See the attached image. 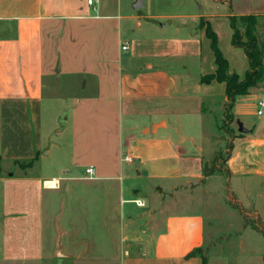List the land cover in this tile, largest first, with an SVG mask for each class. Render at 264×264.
Returning <instances> with one entry per match:
<instances>
[{"label": "crops", "instance_id": "1", "mask_svg": "<svg viewBox=\"0 0 264 264\" xmlns=\"http://www.w3.org/2000/svg\"><path fill=\"white\" fill-rule=\"evenodd\" d=\"M2 10L23 14L0 16V114L18 108L31 110L32 118L23 129L28 143L12 152L2 142L0 161H33L25 174L38 163L48 77L61 85L71 79L76 95L70 97V165L51 178L10 176L0 264H202L203 257L206 264H254L240 261L237 251H207L204 213L179 211L197 205L213 177L204 180L203 170L214 152L204 156V146L183 133L192 124L202 134L217 95L226 106L224 83L201 82L216 65L193 77L153 63L134 70L131 55L123 63L128 50L115 16L87 0H21L6 9L0 4ZM253 15L264 19V12ZM201 45L190 55L203 68ZM256 130L236 140L225 169L232 176L264 179V137ZM247 230L227 240L229 250L240 241L245 252ZM255 258L264 264L263 253Z\"/></svg>", "mask_w": 264, "mask_h": 264}, {"label": "rangeland", "instance_id": "2", "mask_svg": "<svg viewBox=\"0 0 264 264\" xmlns=\"http://www.w3.org/2000/svg\"><path fill=\"white\" fill-rule=\"evenodd\" d=\"M13 1L18 5L21 0ZM13 1L0 0V4L5 9L11 8ZM136 2L137 0H99L96 4L105 15L115 16L114 22L120 26L121 42L128 46L123 63L131 55L134 70L146 63H153L170 70L188 71L192 73L191 77L200 73L201 69L204 73L210 74L215 69L214 54L205 30L200 28L201 23L206 26L208 21L216 34L218 47L229 63V69L241 80L245 78L248 61L245 51L232 44L233 31L228 16L231 13L242 16L264 12V0H143V8L138 10L134 8ZM6 12L2 10L0 16L23 14L12 10ZM0 34V37L3 36L2 32ZM256 36L264 52V19H261L257 27ZM50 37L54 52V35ZM194 38H196L195 42H193ZM200 45L203 48V68L196 62V58L190 55L193 47L197 46L199 49ZM163 53L169 57H164ZM53 58L59 65L58 56L54 55ZM68 82H71V79H64L62 85L55 84L49 77L45 80L40 109L42 142L39 161L34 169L25 174L22 171L30 167L29 163H15L16 160L11 158L0 161V228L6 217L5 200L10 176L23 177L24 173L31 177L51 178L61 167L70 165L68 158L70 152L66 151L69 150L71 142L70 97L76 94L70 90ZM79 94L82 93L77 95ZM223 96V94L217 95L216 104L209 103L207 106L209 111L204 120L202 134L198 131L194 132L192 124H188L183 134L188 139L193 136L197 143L204 146V156L214 152L208 161L209 164L217 153H220L221 159L219 158L217 163L221 170L225 171L226 160L238 138L252 134L255 128L257 129L255 135L264 137V109L259 107V103L264 101V80L256 89H251L247 96L237 97L232 123L228 120L230 112L225 113ZM259 110L263 111V115H258ZM30 118H32L31 110L18 108L15 109V113L7 109L4 114H0V148L3 142L4 149L13 152L15 146L27 144L28 138L24 136L23 129ZM34 124L32 130L35 133V128L37 129L38 126L35 124L34 128ZM174 138V140L178 139L177 136ZM184 147L190 148L189 143ZM61 150L64 152H59ZM133 175V180L142 184V180L136 177L135 172ZM208 182V192L198 193L197 205L191 204L189 210L179 211L204 213L207 251H237L240 261L251 258L254 264H261L256 261L255 256L262 253L264 256V236L253 227L264 229V179L251 175L235 177L225 172L214 175ZM232 201L236 202L241 211L231 207ZM246 221L250 226L246 227ZM237 228L241 230L238 231ZM246 229L248 230L243 238L245 252L242 254L239 248L240 241L238 248L234 242L229 250L227 240L234 241ZM3 239L4 234L0 231V254Z\"/></svg>", "mask_w": 264, "mask_h": 264}, {"label": "trees", "instance_id": "3", "mask_svg": "<svg viewBox=\"0 0 264 264\" xmlns=\"http://www.w3.org/2000/svg\"><path fill=\"white\" fill-rule=\"evenodd\" d=\"M262 18V16L256 15L229 17L230 26L233 31L232 44L234 47L242 48L245 51L249 65L245 78L242 80L236 73L230 72L229 63L224 58L218 47L217 37L211 28V24L207 22L206 26H203V23H201L200 26L201 29L205 30V35L211 42V48L214 54V62L216 65L215 73L203 77L201 82L204 84H211L212 82L225 84V93L227 98L225 113L228 114L230 112L228 115V120L231 121V123L234 120L233 109L235 107L237 97L247 96L251 89H256L264 80V52L262 51L256 36L257 27L260 24ZM230 155L226 160V164L230 159ZM219 158L221 159V154L217 153V155L211 161V164L205 163L203 170L204 180L216 174H222L225 172L229 174L228 171L221 170L219 167L217 163ZM32 164L33 161L29 162L30 166H32ZM204 180H202L201 183H203ZM231 203L233 204H230L232 205L231 207L233 209L241 211L239 206L235 204V201H232ZM248 226H250V224L246 221V227ZM253 228L257 229L264 236L263 228ZM201 252L202 251L198 249L193 251L189 256H194ZM206 262V258L203 257L202 264H206Z\"/></svg>", "mask_w": 264, "mask_h": 264}, {"label": "built area", "instance_id": "4", "mask_svg": "<svg viewBox=\"0 0 264 264\" xmlns=\"http://www.w3.org/2000/svg\"><path fill=\"white\" fill-rule=\"evenodd\" d=\"M98 1L99 0H87V5L90 6V7H92V6L96 5L98 3ZM122 49L124 51L125 50H128L127 44H124L123 47H122ZM259 107L262 108V109H264V101H261L259 103ZM258 115H260V116L263 115V111L262 110H259L258 111ZM124 161L126 163H132L133 162V158L130 157V156H125L124 157ZM86 174L89 175L90 178H92L94 176V169L93 168H90V169L86 170Z\"/></svg>", "mask_w": 264, "mask_h": 264}, {"label": "water", "instance_id": "5", "mask_svg": "<svg viewBox=\"0 0 264 264\" xmlns=\"http://www.w3.org/2000/svg\"><path fill=\"white\" fill-rule=\"evenodd\" d=\"M135 9H141L143 8V0H137L136 4L134 5Z\"/></svg>", "mask_w": 264, "mask_h": 264}]
</instances>
